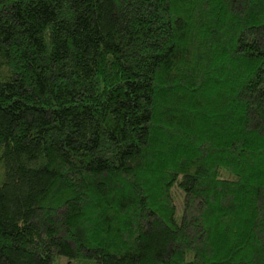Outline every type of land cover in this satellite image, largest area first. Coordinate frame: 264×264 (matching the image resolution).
Wrapping results in <instances>:
<instances>
[{
    "label": "trees",
    "instance_id": "obj_1",
    "mask_svg": "<svg viewBox=\"0 0 264 264\" xmlns=\"http://www.w3.org/2000/svg\"><path fill=\"white\" fill-rule=\"evenodd\" d=\"M63 260L264 264V0H0V264Z\"/></svg>",
    "mask_w": 264,
    "mask_h": 264
},
{
    "label": "rangeland",
    "instance_id": "obj_2",
    "mask_svg": "<svg viewBox=\"0 0 264 264\" xmlns=\"http://www.w3.org/2000/svg\"><path fill=\"white\" fill-rule=\"evenodd\" d=\"M173 194H174V196L176 197V207H177V209L178 208H180V193L178 192V191H173ZM59 263H61V264H64L65 263V261L63 260V261H59Z\"/></svg>",
    "mask_w": 264,
    "mask_h": 264
}]
</instances>
